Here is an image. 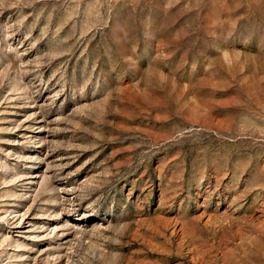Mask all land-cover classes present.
<instances>
[{
  "label": "rangeland",
  "instance_id": "rangeland-1",
  "mask_svg": "<svg viewBox=\"0 0 264 264\" xmlns=\"http://www.w3.org/2000/svg\"><path fill=\"white\" fill-rule=\"evenodd\" d=\"M0 264H264V0H0Z\"/></svg>",
  "mask_w": 264,
  "mask_h": 264
}]
</instances>
